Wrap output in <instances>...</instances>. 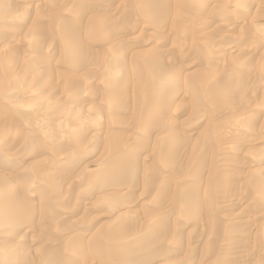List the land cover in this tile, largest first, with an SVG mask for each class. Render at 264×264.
Wrapping results in <instances>:
<instances>
[{"label":"rangeland","instance_id":"rangeland-1","mask_svg":"<svg viewBox=\"0 0 264 264\" xmlns=\"http://www.w3.org/2000/svg\"><path fill=\"white\" fill-rule=\"evenodd\" d=\"M0 13V264H264V0Z\"/></svg>","mask_w":264,"mask_h":264},{"label":"bare ground","instance_id":"bare-ground-1","mask_svg":"<svg viewBox=\"0 0 264 264\" xmlns=\"http://www.w3.org/2000/svg\"><path fill=\"white\" fill-rule=\"evenodd\" d=\"M23 1V0H22ZM36 1V0H35ZM23 3V2H22ZM25 3V2H24ZM37 5V4H36ZM24 9V8H23ZM1 14V13H0ZM20 19H21V17H19ZM22 20V19H21ZM262 33V32H261ZM67 50V49H66ZM230 50H232V49H230ZM65 53H67V51H64ZM70 52V51H69ZM231 54V53H230ZM149 62V61H148ZM76 63V62H75ZM23 67V66H22ZM149 67V66H148ZM30 69V68H29ZM155 70V69H154ZM156 71H157V69H156ZM113 72V71H112ZM144 73V72H143ZM220 74V73H219ZM218 74V75H219ZM170 79H168V81H169ZM223 82V81H222ZM163 88V87H162ZM152 90V89H151ZM185 90V89H184ZM225 90V89H224ZM186 91V90H185ZM30 92V91H29ZM162 93V92H161ZM33 94V93H32ZM187 94V93H186ZM145 95V94H144ZM151 95V94H150ZM157 95V94H156ZM187 96V95H186ZM145 97V96H144ZM247 104V103H246ZM246 108V107H245ZM246 110V109H245ZM75 118V117H74ZM168 136V135H167ZM47 138V137H46ZM84 139V138H83ZM185 141V140H184ZM181 142V141H180ZM200 155V154H199ZM114 157V156H113ZM119 157V156H118ZM83 159H84V157H83ZM195 160V159H194ZM246 168H248V167H246ZM251 169V168H250ZM260 170V169H259ZM232 173V172H231ZM234 176V175H233ZM231 177V176H230ZM230 177H228V178H230ZM235 178H236V176H235ZM232 179H233V177H232ZM235 180V179H234ZM237 180V179H236ZM31 185V184H30ZM28 186V185H27ZM26 186V187H27ZM5 190V189H4ZM261 190H262V187H261ZM264 190V189H263ZM7 192V191H6ZM5 192V193H6ZM4 194V193H3ZM5 196H6V194H4ZM2 196V197H5V196ZM7 198V197H6ZM2 200V199H1ZM0 200V201H1ZM5 200V199H4ZM5 201H8V200H5ZM11 201V200H10ZM4 202V201H3ZM4 206V205H3ZM3 208V207H2ZM228 208V207H227ZM5 210H4V213H6V215L5 214H1L0 213V218L2 217V215H3V217L4 216H6L5 217V220H3V221H5L6 222V219H7V221L9 220V223H12L13 221H14V219L16 220L17 219V215H19L17 212H15V210L14 211H12L11 209H10V206L9 205H6V207L4 208ZM19 209V208H18ZM0 211H1V209H0ZM2 212V211H1ZM21 212V211H20ZM16 214V216H14ZM226 216V215H225ZM15 222V221H14ZM13 226H14V224H13ZM4 246V245H3ZM10 246V245H9ZM13 246V245H12ZM5 248H9V247H4V249ZM2 258V257H1Z\"/></svg>","mask_w":264,"mask_h":264}]
</instances>
